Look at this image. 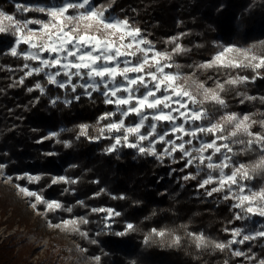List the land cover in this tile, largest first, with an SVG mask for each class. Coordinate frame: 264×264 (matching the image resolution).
Here are the masks:
<instances>
[{
	"label": "trees",
	"instance_id": "obj_1",
	"mask_svg": "<svg viewBox=\"0 0 264 264\" xmlns=\"http://www.w3.org/2000/svg\"><path fill=\"white\" fill-rule=\"evenodd\" d=\"M95 2L105 3V0ZM0 8L16 14L12 0H0ZM110 11L134 21L148 33L158 49H170L166 38L174 32L179 33L181 40L190 46L189 56L195 61L210 57L217 50L215 39L220 36L249 45L264 41V0H114ZM12 42L10 34H0V164L4 165L3 175L12 177L22 186L31 184L44 198L57 199L65 207L72 208L71 213H46V218L53 223L59 217L69 219L80 215L101 221L99 213L90 212L89 203L98 208H112L121 214L114 217L110 230L100 231L92 224L86 228L90 238L68 231L63 241H57L50 236L52 231L47 230L46 219L35 215L29 203L17 196L9 184L2 183L5 179L0 176V215L5 218L2 225L11 229L17 224L39 239L50 237L44 258L34 264H63L70 258V264H97L87 260V256H99V264H130L131 261L135 264H225V261L240 264L244 257H234L227 250L198 252L187 239L179 248L159 243L144 245V235L152 228H176L183 236L184 230L179 227L182 224H187L189 231L227 241L231 239L235 211L229 202L201 194L192 183L183 185L178 173L171 171L167 158L161 161L127 147L107 153L105 149L113 143L110 139H77L81 124L89 125V135L95 136L97 118L111 112L114 106L105 104L98 92L89 97L81 88L73 92L70 87L61 89L50 85L43 74L25 77L26 61L10 54ZM212 73L214 70L208 72ZM247 73L251 78L254 76L250 71ZM21 78H24L23 84L19 83ZM37 83L44 87L43 94L35 88ZM30 88L33 91H29ZM238 91L264 97V76L239 86ZM57 97V103L52 105L51 100ZM224 97L227 110H238L240 98L236 91L225 93ZM64 100L71 103L65 105ZM61 129L72 131L61 132ZM51 132H60V136L44 139ZM57 139L70 142V147L58 143ZM251 159L253 155L244 156L246 161ZM27 172L41 175L42 179L30 183L23 175ZM63 174L78 182L49 186L52 175ZM17 175L25 178L17 180ZM65 188L72 190L65 192ZM114 196L125 199H113ZM79 200L87 207L80 206ZM38 209L43 211L44 206ZM129 222L138 230L116 236L115 233L124 231ZM15 238L13 235L0 242V264H32L28 258L33 256L35 249L24 238ZM93 240L96 242L92 243ZM78 247L86 251L81 252ZM232 247L254 256L255 259L249 260L251 264H259L264 259L261 238Z\"/></svg>",
	"mask_w": 264,
	"mask_h": 264
},
{
	"label": "snow or ice",
	"instance_id": "obj_2",
	"mask_svg": "<svg viewBox=\"0 0 264 264\" xmlns=\"http://www.w3.org/2000/svg\"><path fill=\"white\" fill-rule=\"evenodd\" d=\"M113 3L114 0H105L101 4L95 3V0H59L46 5L17 3L15 8L19 16L0 11V34H10L13 37L10 48L13 57H22L26 62L36 63L35 67L24 64L23 67L28 69L25 77L44 73L50 85L61 89L71 85L73 92L81 87L89 97L92 92H100L104 103L114 106L115 111L105 112L97 118L95 136L89 135V125L81 124L78 126L77 139H110L114 142L105 149L107 153L117 151L120 146L135 149L141 155L155 156L157 159L162 156L156 152L155 144L166 143L169 147L165 148L163 155L173 157L175 162L173 154L179 152L185 159V167H196L197 172L185 176L184 179H196L203 172L204 177L200 180L199 187L216 185L207 190V195L223 192V199L233 201L231 207L239 210L234 213L236 220L264 218V184L260 187L250 186V182L256 177L264 179V111L245 114L229 112L224 97L225 93L236 91L241 98V104L256 100L264 104V97H253L238 91L240 85L255 80L257 76H264V41L246 47L217 45V51L209 60L181 64L176 57L186 55L191 49L179 43V37L166 41L171 45L170 49H157L155 43L147 39L142 30L133 26L129 19L108 14ZM30 11L42 14L47 19L28 18L26 14ZM33 25L37 27L34 28ZM21 45H26V49L20 50ZM45 53L48 54L47 57ZM185 68L193 71L185 72ZM52 69L55 71H51ZM207 70H214L217 75L223 74L224 79H214V86H207V81L201 80L198 75L199 72ZM249 70L254 73L252 78L240 75L241 72ZM61 75L67 79L58 80L57 77ZM73 76L86 82L72 84ZM19 83L23 84L24 78ZM35 88L41 94L45 92L40 83ZM141 88L144 89L143 92ZM28 90L33 91L31 88ZM58 99L53 98L51 104L55 105ZM63 103L67 105L71 101L64 100ZM173 113H178V116ZM130 115L138 118L131 125L125 123ZM116 116L119 118L113 119ZM178 118L183 123L177 124ZM149 119L152 123L147 125V131H142ZM105 121L107 123H103ZM159 122H168L170 129L158 134ZM257 125L260 130L253 131ZM169 132L176 137L175 140H165ZM201 135L210 136L211 140H201ZM59 136L60 132H53L44 139ZM185 137L190 139L186 140ZM145 141H148L147 145L144 144ZM194 141L199 144L198 147ZM40 142L42 141H38ZM57 142L62 141L57 139ZM62 143L65 147H70V142ZM249 155H253L254 159L247 162L234 159ZM3 168L4 165H0V175H3ZM24 178L15 177L17 180ZM26 178L32 183L39 182L42 176L27 175ZM7 179L11 180L12 177ZM77 182L67 176H52L49 186ZM16 187L26 198H34L31 203L34 209L42 204L45 213L72 212L71 207H65L60 201L46 200L42 194L27 187ZM71 190L64 189L65 192ZM113 199L125 197L114 196ZM78 204L87 207L83 201H78ZM91 211L106 213L102 218L106 229L111 228L109 221L121 215L112 208H92ZM89 223L87 217H77L49 226L77 232L87 239L88 233L82 231L80 225ZM179 227L184 230L183 236L176 228H152L144 235L143 243L146 246L159 243L161 246L179 248L187 239L198 252L227 250L234 257L252 260L255 259L254 256H247L232 246L264 238V227L251 233L245 232L243 228L232 229L231 239L227 241L214 240L203 232L189 231L187 224ZM137 230V226L129 222L125 224L124 231L116 232L115 235L125 236ZM78 250L86 251L79 247ZM94 260L99 264L100 257L96 256ZM130 264H135V261ZM225 264L228 262L225 261ZM259 264H264V259Z\"/></svg>",
	"mask_w": 264,
	"mask_h": 264
},
{
	"label": "rangeland",
	"instance_id": "obj_3",
	"mask_svg": "<svg viewBox=\"0 0 264 264\" xmlns=\"http://www.w3.org/2000/svg\"><path fill=\"white\" fill-rule=\"evenodd\" d=\"M12 1H13V4H14L15 11H16L15 5L17 3H20L22 5H46L48 3H57V2H59V0H34L32 2H26L25 0H12ZM97 4H101V3H97ZM0 11H4L7 14H12V15H15V16H19V13H17V11H16V14L11 13V12H8V11H5V10H3L1 8H0ZM31 13H34V15L32 16ZM108 14L109 15H112V16H115V17H118V16L114 15L110 10H109V13ZM26 15H27L28 18L35 17V18H40V19H47L46 16H43L42 14H39V13L31 12V11L28 12ZM21 18H23V17H21ZM119 18H121V17L119 16ZM130 23H132L133 26L138 27L136 25V23H134V21L133 22H130ZM32 27L35 28L37 26L33 25ZM142 34L147 39L151 40V38L149 37L148 33L145 30H142ZM173 37H179L178 42L181 43L182 45H184L186 48L190 49V46L187 43H185L183 40H181L182 39L181 38V35L179 33H177V32H174V33L170 34L166 38L165 41H168L170 38H173ZM215 45H216V48H217V45H226V46L227 45H237V46H240V47H246L249 44H243V43L238 42V41H235L233 39H227V38H224L223 36H220L217 39H215ZM169 46L171 47V45H169ZM25 49H26V45H21L20 46V50H25ZM159 50H162V49H159ZM189 54L190 53L188 52L186 55L178 56L179 57V60H177V61L179 63H181V64L187 65V64H192L193 63V62H190V61H194V62H197V63L203 62V61H207L213 55L212 54L210 57H206V58L201 59L199 61H195V60H191V57L189 56ZM44 55H45V57H47L48 54L45 53ZM25 63L30 64L32 67L37 66L36 63L35 62H32V61H27ZM183 70L185 72H189V73L191 71H193V69H191V68H185ZM27 71H28V69H26V72ZM51 71H55V69H52ZM209 71H211V70L201 71V72L198 73L199 78L201 80L207 81V86L213 87L214 86V79H221V80L224 79V76L223 75L222 76H218L215 73L208 74ZM247 72L248 71L241 72L240 75H246L249 78H251V76ZM250 72H252V71H250ZM41 74L44 75V73H41ZM209 77H213V79H209ZM257 77H261V76H257ZM57 79L63 81V80H66L67 78L64 77L63 75H61V76L57 77ZM84 82H86V80L82 81L79 77L73 76V79H72V82L71 83L72 84H80V83H84ZM244 85H246V84H244ZM244 85H240V86H244ZM68 87H70V89L72 91L71 85H69ZM79 88H81V87H77L76 90H75V92L78 91ZM81 90L83 91L82 93L85 94V90L83 88H81ZM102 90L103 89H101V91ZM89 91H91V90H89ZM143 91H144V89L141 88V92H143ZM98 93H100V92H98ZM247 94H249V93H247ZM258 110L259 111H264V104H261L259 100L255 101V102H253V101H246L243 104L239 103L238 110L235 109V111H232V110H227V111H229V112H236V113H240V114H245V113L257 112ZM112 111H115V108H113ZM173 115H177L178 116V113H173ZM217 115H219V113H217ZM257 118H259V117H257ZM113 119H118V118L113 117ZM137 119L138 118L136 116L130 115L126 119L125 123L131 125V124H134L137 121ZM150 123H152V121L150 119L148 121H146L145 122L146 128L145 129H142V131H147V125H149ZM180 123H183V120L178 118L177 119V124H180ZM185 126L186 127H189L191 125H185ZM170 127L171 126H170V124L168 122H159L158 123V127H157V133L160 134V133H163L165 131H168L170 129ZM259 130H260V128H259L258 125L253 128V131H259ZM51 133H53V132H51ZM175 138L176 137L169 132V135L165 137V140H169V139L175 140ZM185 139L187 140V139H190V138L189 137H185ZM200 139L201 140H211V137L210 136L201 135L200 136ZM177 143H179V141H177ZM144 144L147 145L148 144V141H145ZM194 144L197 147L199 146V144L197 142H195V141H194ZM118 147H120V146H118ZM167 147H169V145H167L166 143H156L155 144V150H156V152L159 153V154H161V156H162V158L159 159V160L164 161L165 158H167L169 160V165L171 166L170 167L171 168V171H174L175 173H178L177 176L182 181L183 185L184 184H187L188 182H190V183H192L195 186L196 190L199 191L201 194H204L205 196L210 197V198H212L214 200H217V201H226V200L223 199V196H224V193L223 192L213 193L211 196H208L207 195V190H210L212 187H215L216 185L210 184V185L205 186V188H200L199 187V182L204 177V173L203 172L201 173L200 176H197L196 179L185 180L184 179L185 176L194 175L197 172L196 167L195 166L185 167V159H183L181 157V154L179 152H176V153L173 154V156L175 158V162H173V157H170V156H167V155H163L164 154V150ZM189 147H191V146H189ZM153 157H155V156H153ZM245 157H247V156H245ZM234 159H236L238 161L247 162L246 160H244V156H238V157H235ZM206 171L207 170L205 169V172ZM226 171H228V170H226ZM3 174H4V172H3ZM23 175H26L27 176V175H31V174L27 172V173H24ZM214 175H215V173H214ZM0 176L5 179V180L2 181V183L9 184L14 189V193L17 196H19L20 198L24 199L27 203H29V209L32 210L35 215H41L42 218H45L46 219V221H47V223H46L47 230L52 231L51 234H50V236L53 237L54 239H56L57 241L58 240L59 241H63V236H65V234L68 231H70V230H64L63 228L50 227L49 225L50 224H52V225L60 224L61 221L64 220V218L59 217L58 220L55 223L51 222L48 218H46L45 210L42 211V210H39L38 209V207L41 206L42 204H38L37 205V209L38 210L37 209H34L33 207H31V203L34 202V198H26L22 193H20L18 191L16 185L22 186L20 183H18L16 180H13V179H11V180L7 179V177H9L7 175H0ZM17 176H20V175H17ZM52 176H55V175H52ZM61 176H66V174H63ZM262 184H264V179H261V177H259V176L256 177L253 181L250 182V186H252V187H260ZM23 187H27V188H29L32 191L38 192L35 188H33L31 186V184L30 185L29 184L28 185L27 184H24ZM46 200H57V199L51 198V199H46ZM79 201H82V200H79ZM226 202H229L231 205L233 203V201H231V200H227ZM88 205H89L88 207L90 209V212H92L91 211L92 208H98L97 206H94L91 203H89ZM42 206H44V205H42ZM99 208H102V207H99ZM103 208H108V207H103ZM234 211L236 213L239 210L238 209H234ZM105 215H106V213H99V217L101 218V221H98L96 219V217H94L92 219H88L87 218L90 221V223L87 224V225L81 224L80 225L81 230L87 232L86 228L88 226L92 225V224L96 225L95 226V229H98L100 231H102V230H110L111 228L110 229L104 228V221H103L102 218ZM5 217L7 218L9 216L7 215ZM79 217H86V216L85 215H80ZM4 219L5 218H3L0 215V242H2L4 239H9L13 235L16 236L15 240H20V239H23L24 238L26 240L27 244L28 245H31L32 249H35V253L33 254L32 257L30 256V258H28V261L31 262L32 264H34L36 261L38 262L42 258H44L45 250H46V248H48L49 238L50 237L49 238H44V240L43 239H39L34 234L26 233V229L23 226H19L17 224H15L11 229H9L7 227V225H2V222L4 221ZM69 219H71V218H69ZM113 219L111 221H109V223L111 224V226L113 224ZM234 221H235V223H234L233 229H235V228H243L245 230V232H249V233L258 231L262 227H264V218H261V217H253L252 220H250V221H243V220L238 221L234 217ZM90 237L91 236L88 233V238H90ZM261 239L263 240V243H264V238H261ZM246 242H248V241H246ZM235 245H239V244H235ZM235 249H239V248H235ZM86 259L89 260V261H95L94 260V257L87 256ZM70 260H71V258L68 259L67 261H65L63 264H70L69 263ZM246 263L251 264L250 261H249V259H246L245 257L242 258V260L240 261V264H246ZM80 264H86V263H80Z\"/></svg>",
	"mask_w": 264,
	"mask_h": 264
}]
</instances>
